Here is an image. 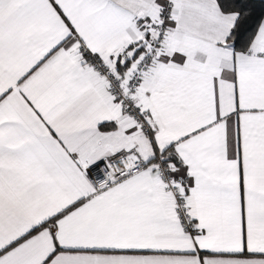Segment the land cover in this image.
Here are the masks:
<instances>
[{"label": "snow or ice", "instance_id": "1", "mask_svg": "<svg viewBox=\"0 0 264 264\" xmlns=\"http://www.w3.org/2000/svg\"><path fill=\"white\" fill-rule=\"evenodd\" d=\"M0 264H264V0H0Z\"/></svg>", "mask_w": 264, "mask_h": 264}]
</instances>
